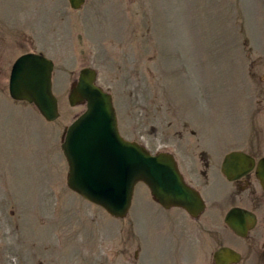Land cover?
<instances>
[{
	"label": "rangeland",
	"instance_id": "1",
	"mask_svg": "<svg viewBox=\"0 0 264 264\" xmlns=\"http://www.w3.org/2000/svg\"><path fill=\"white\" fill-rule=\"evenodd\" d=\"M27 53L55 64V122L9 95ZM85 68L112 94L124 138L181 156L188 180L200 176L188 174L189 156H213L206 195L220 197L228 153L264 156V0H88L80 11L68 0H0V264H137L127 227L146 250L152 241L150 264H210L167 223L187 214L163 209L144 183L124 220L68 188L65 129L86 110L68 97ZM257 247L245 264H264V241Z\"/></svg>",
	"mask_w": 264,
	"mask_h": 264
},
{
	"label": "water",
	"instance_id": "2",
	"mask_svg": "<svg viewBox=\"0 0 264 264\" xmlns=\"http://www.w3.org/2000/svg\"><path fill=\"white\" fill-rule=\"evenodd\" d=\"M68 1L75 11L81 10L87 2ZM53 72L54 63L50 59L29 53L17 59L9 81L11 98L35 105L48 122H55L60 116L53 93ZM96 81V71L83 69L69 95L72 107L80 104L87 107L65 129L62 150L69 166V189L103 207L112 216L125 218L132 205L135 186L142 182L165 208L182 207L192 215L200 213L204 204L198 193L185 183L172 155L153 156L138 143L126 141L120 135L113 98L98 87ZM255 165L249 155L232 152L226 156L222 171L230 180H235ZM257 176L264 188V158L258 162ZM227 222L238 235H245L247 223L254 224L255 216L235 209ZM233 254L224 249L215 259L218 264H228L235 261Z\"/></svg>",
	"mask_w": 264,
	"mask_h": 264
},
{
	"label": "flooded vegetation",
	"instance_id": "3",
	"mask_svg": "<svg viewBox=\"0 0 264 264\" xmlns=\"http://www.w3.org/2000/svg\"><path fill=\"white\" fill-rule=\"evenodd\" d=\"M180 137L181 135H179V138ZM180 140H182V138ZM254 146L255 145H253V147ZM248 154H250L256 162L262 158H258L257 155L250 152ZM172 155L182 173V167L180 165L181 156H177L176 154ZM189 158L190 164L188 165V174L197 177L195 174L199 173V179L189 178L188 180L186 179L185 174L182 173V175L188 186L198 192L202 198L204 204L203 209L197 215H192L181 207L165 209L158 204L167 211L172 209H177L179 211L182 210L189 217L181 226H177L178 222H176V220L170 219L167 220V223L178 230L187 241L196 247L197 254L202 257L204 261H209L210 264H217L215 255L222 249H228L234 253L233 255L237 258V261H234V263L231 264H245L246 260L243 259L244 251L245 255H252L255 251H258L257 245L260 246L264 241V230L260 232L259 229H257L259 225H262V221L264 222V190L257 177V167L236 180H230L222 172V165L225 160L224 157L217 173L226 180L229 187H227L225 194L220 197L217 194H211L210 199L206 195L207 190L205 187H212L209 182V173H211L209 168L213 167V156L206 154L204 156L200 154L199 156H189ZM197 158H199V163L201 162L204 165V170L193 168V165L197 162ZM209 191L211 192V189ZM234 209H240L255 216L254 224H251V222L247 223V231L245 235H238L231 229L227 222L228 214ZM238 224H241V220L238 221ZM222 226L227 229V234H229L234 241L228 240L220 231ZM254 233H256V235H252ZM126 234L129 239L126 240V243L128 242L131 244L134 240L138 247L134 252L136 263L150 264V255L154 251L152 241L150 243V250H146L138 243L137 239L139 237L135 238L133 236L131 227H127ZM255 254L257 253H254V255ZM261 258L264 260V251L261 252ZM260 263V259L259 263L256 258L251 260V264Z\"/></svg>",
	"mask_w": 264,
	"mask_h": 264
}]
</instances>
